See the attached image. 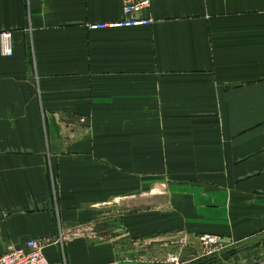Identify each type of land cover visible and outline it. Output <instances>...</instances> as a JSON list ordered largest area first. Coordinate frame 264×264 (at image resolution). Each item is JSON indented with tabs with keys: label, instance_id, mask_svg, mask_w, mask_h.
Segmentation results:
<instances>
[{
	"label": "crops",
	"instance_id": "crops-1",
	"mask_svg": "<svg viewBox=\"0 0 264 264\" xmlns=\"http://www.w3.org/2000/svg\"><path fill=\"white\" fill-rule=\"evenodd\" d=\"M140 15L90 30L122 1L0 0V254L39 240L54 264H216L209 243L264 246V0Z\"/></svg>",
	"mask_w": 264,
	"mask_h": 264
},
{
	"label": "built area",
	"instance_id": "built-area-1",
	"mask_svg": "<svg viewBox=\"0 0 264 264\" xmlns=\"http://www.w3.org/2000/svg\"><path fill=\"white\" fill-rule=\"evenodd\" d=\"M122 10L125 18L119 21L112 22H96L89 23L88 29H104V28H119L132 27L140 25H150L152 19L149 16H141L144 11H149L152 0H121ZM1 51L5 55L12 53V41L10 32L0 33ZM45 243L39 240H29L24 247L8 246L7 250L0 254V264H54L49 261L43 248ZM174 264H184L175 259ZM264 264L258 262L255 264Z\"/></svg>",
	"mask_w": 264,
	"mask_h": 264
},
{
	"label": "rangeland",
	"instance_id": "rangeland-1",
	"mask_svg": "<svg viewBox=\"0 0 264 264\" xmlns=\"http://www.w3.org/2000/svg\"><path fill=\"white\" fill-rule=\"evenodd\" d=\"M133 167L134 165L132 166V168ZM147 167L148 169H151L150 165H147ZM163 167L164 169H166V165H164ZM117 168L118 169L116 171L124 169L122 165H117ZM166 183L167 181H164V179L152 180L151 178H149L147 181V186H148L147 188L148 189L151 188L155 190L159 188L162 189L161 187H164V188L166 187ZM132 187H136L133 181H132ZM141 187L146 188V184L142 183ZM149 202H151L150 196H149ZM103 216L106 217L107 212ZM84 229L89 234V236L92 233H94V231L96 230V228L93 227L92 225H89L88 228H84ZM97 230H103V228L97 227ZM90 237H92V235ZM263 248L264 246L253 249V247H250V245L228 244L227 242H224L222 244V247H219V248L217 247L215 243L213 244L209 243L206 245V250L209 251L210 253V254H207V256L210 257V260L212 262H216V264H255L258 262H264V249ZM204 249H202V251H204ZM180 255H184V256H178L177 260L185 263L184 261L187 259L188 254L185 252V253H181Z\"/></svg>",
	"mask_w": 264,
	"mask_h": 264
}]
</instances>
